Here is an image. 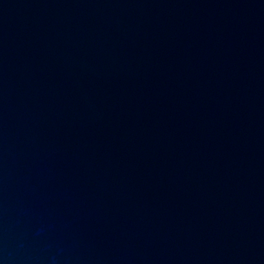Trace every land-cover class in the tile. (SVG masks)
Segmentation results:
<instances>
[{
  "label": "water",
  "instance_id": "1",
  "mask_svg": "<svg viewBox=\"0 0 264 264\" xmlns=\"http://www.w3.org/2000/svg\"><path fill=\"white\" fill-rule=\"evenodd\" d=\"M0 264H264V0H0Z\"/></svg>",
  "mask_w": 264,
  "mask_h": 264
}]
</instances>
